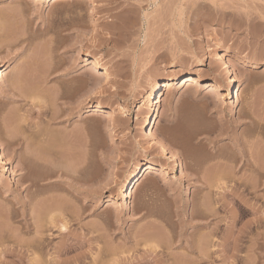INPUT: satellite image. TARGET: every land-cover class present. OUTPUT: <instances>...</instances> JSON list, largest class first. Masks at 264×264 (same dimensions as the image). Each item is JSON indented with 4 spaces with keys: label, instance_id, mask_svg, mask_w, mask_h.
Returning <instances> with one entry per match:
<instances>
[{
    "label": "rangeland",
    "instance_id": "1",
    "mask_svg": "<svg viewBox=\"0 0 264 264\" xmlns=\"http://www.w3.org/2000/svg\"><path fill=\"white\" fill-rule=\"evenodd\" d=\"M85 1L0 0L3 260L30 264L32 255L11 251L33 236L23 233L25 220L52 203L71 233L82 234L62 237L73 249L68 256L99 235L102 247L117 251V264H172L178 254L184 264H264V0ZM221 58L235 72L230 92L208 88L207 80L229 77ZM185 72L201 79L162 88ZM195 89L225 109L183 100ZM102 101L119 112L98 107ZM151 111L154 133L179 155L177 172L141 129ZM146 162L167 170L113 199ZM230 228L242 233L236 254L226 242ZM53 235L57 246L63 239ZM208 236L216 244L211 262L193 248ZM150 243L161 256L147 255ZM107 252L99 264H111Z\"/></svg>",
    "mask_w": 264,
    "mask_h": 264
},
{
    "label": "bare ground",
    "instance_id": "2",
    "mask_svg": "<svg viewBox=\"0 0 264 264\" xmlns=\"http://www.w3.org/2000/svg\"><path fill=\"white\" fill-rule=\"evenodd\" d=\"M45 1L51 2L53 0H45ZM85 2L91 3V0H86ZM88 15H95V10L92 8V6H90L88 9ZM111 23H113V21ZM92 56L95 58L98 65H100L105 70L104 74L107 76L106 67L104 66V62L102 61L100 56L95 52L92 53ZM220 64L222 66V69L227 71V73L229 74V77L227 78L226 82H224V83H221L219 81H208L207 80V82L209 84L208 88H210V90L215 91V92L233 91V89H234L233 83L235 81V72L233 69V65L230 64L229 62L225 61V58H221ZM253 67H255V65H253ZM261 67H262L261 72L264 73V65ZM200 79H201L200 74L193 75L190 72H185V73H182L179 75H172L163 84L162 88L169 91L175 86V84L179 80L180 81L182 80L185 82H187V81L196 82V81H199ZM156 93H157V88L154 87L153 89L150 90V93H149L148 99H147L148 103H151V104L153 103V101L155 99L154 95ZM197 93H198V90L195 89L194 91L187 93L183 97V100H185L187 102H188V100L197 101L198 103H201V104L203 103L205 105V106L203 105L204 107L209 106V108L211 107L212 109L214 108L215 110L216 109L217 110L218 109L219 110L225 109V106L223 105V100L217 99L216 96H214V95H212L210 98H199ZM213 99H216V100L213 101ZM101 106H109L111 109L110 113L115 114V113L119 112V108L117 106H114V105L110 106L108 104V102H103V101L100 102L98 107H101ZM196 106H198V105H196ZM200 107H202V105ZM94 111H96V110H94ZM156 118L157 117H156L155 113L151 111V113L146 116V121L144 122V125L142 126L141 129H142V131H144V133H146V131H147V135H148L149 140L155 145L156 149L158 150V154L165 157L166 162L168 163V165H170L169 167H170L171 171L177 172L180 169L179 161H178L179 155L173 150V148L168 146V143H166L165 140H163L162 138H159L154 133L153 129H154L155 124H156ZM81 140L82 139H80V143L82 142ZM0 169H1V161H0ZM166 170H167V167H165L164 165L155 164L153 162L136 164L134 166V169H133L132 173L130 174V176L125 180V182L121 186L116 188V190L114 192L115 194L113 196V199H119V198L123 197L126 194V192H133L140 185V183L142 182V180L144 179V177L146 175L154 174V172L162 173L163 171H166ZM219 177L221 178V176H219ZM237 179L242 180L243 177L242 178L239 177ZM51 202L49 201L48 203H51ZM242 202L246 203V201L245 202L242 201ZM22 205H25V203H23ZM28 205H30V204H28ZM49 205H51V207L49 206V208L47 210H45L46 213H44L43 215L41 213H38V212L36 213V211H35L34 213H36L37 215L34 216V214H33L31 223H28L27 220H25L24 224L22 225V231L24 234L32 233L33 236H32V238L19 243L18 244L19 250L17 249L15 251L14 250L11 251V253H13L14 256H18L19 258H21L24 255L29 253L30 255H32V258L29 260L30 264H85L86 260H89L91 262V264H99L103 256L109 255V254H105V252L108 251L107 253H109V251L110 252L112 251V253L110 254V256H112V257H110L109 261L111 264H117V260L114 257L117 251L114 249H113L114 251L112 249L108 250V249H105L104 247H102L98 241L99 235H97V236L94 235L92 237L94 239V241H96V242L91 243L88 246V250L83 251V252H81L77 255H74V256H68L72 252L73 249H72L71 244L67 243L68 240H66V239L69 238L71 240H73V239L77 240L79 238H82V234L71 233L70 229H68V227H67L68 222H67V219L65 218L64 214H58L57 215L53 209L52 203ZM23 214H24V212L22 213V215ZM199 217H200V215H199ZM201 217H203L202 214H201ZM234 222H235V219H234ZM233 229H231L232 233H230L228 231V233L231 234V237H230V235H229L230 238L228 236H226L227 237L226 239L229 238L226 242H228L229 244H231V243L233 244V246H231V247L233 248V251L236 254V253L240 252V249L242 250V248L239 249V242L240 241L238 238V237L242 236V233L235 234L236 231L234 232V230H236V229H234V230ZM238 231L243 232L242 230H238ZM54 232H57L61 236V238L62 237L66 238V239L62 238L63 240L60 241L61 243L58 244L57 246H54L51 244L53 236H54L53 235ZM147 233H148V235L150 234L149 232H147ZM144 234H146V233H144ZM238 235H240V236H238ZM142 236H143V234H142ZM145 236L146 235H144V237ZM147 237H149V236H146L145 238H147ZM212 238H210L208 236L207 240H204V239H206L205 237L203 239H200V240H202L201 242H203V240H204L203 244H205V243L206 244L203 246L202 243L198 244V242H200V241H198L197 244L196 243L195 244L199 245V246L201 245L200 247L198 246L199 248L198 247L196 248L195 244L193 245V248H195V251L197 249V251H196L197 255L196 256H198V259L205 260V262H206V260H207V262H208V260L210 261L211 259H212V261L214 260V258H212L213 254H211V253H212V249H213L212 245L215 244V242L212 240ZM240 238H242V237H240ZM145 240H147V239H144L142 241L146 242ZM240 240H242V239H240ZM139 241L141 242V240H139ZM241 243H242V241H241ZM202 246L205 248H203ZM144 247H145V245H144ZM145 248H147L145 250V252H147V255H153V256L155 255V257H156V256H161V254L163 253L162 252L163 248L161 249L158 244L153 245L150 243ZM145 248H143V249H145ZM193 248L191 247L190 249H193ZM198 249L201 250V253ZM204 249H207V250L204 251V253H203L202 250H204ZM208 249H211V251ZM167 250H168V247H167ZM192 251H194V250H192ZM207 251H209L211 253H209ZM233 254L231 255L233 258H235V259L238 258L237 255H235V254L233 255ZM116 256H117V254H116ZM174 258L175 259L172 260L173 262H170V263H172V264H184V262L186 261L182 257V255H180V254L176 255ZM3 259H4V251H2V252L0 251V263L1 264H14L12 260L9 262L8 261L5 262ZM198 259L196 261H200ZM192 260L189 259V262ZM163 261L164 260H161V258H159L157 261L158 262L157 264L167 263V262H165V261L163 262ZM186 262H188V260ZM188 264H190V263H188Z\"/></svg>",
    "mask_w": 264,
    "mask_h": 264
}]
</instances>
